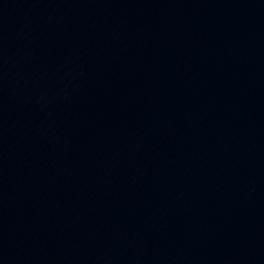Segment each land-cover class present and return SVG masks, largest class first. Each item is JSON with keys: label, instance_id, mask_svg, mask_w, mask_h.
I'll use <instances>...</instances> for the list:
<instances>
[{"label": "water", "instance_id": "water-1", "mask_svg": "<svg viewBox=\"0 0 264 264\" xmlns=\"http://www.w3.org/2000/svg\"><path fill=\"white\" fill-rule=\"evenodd\" d=\"M143 264H264V0H78Z\"/></svg>", "mask_w": 264, "mask_h": 264}]
</instances>
